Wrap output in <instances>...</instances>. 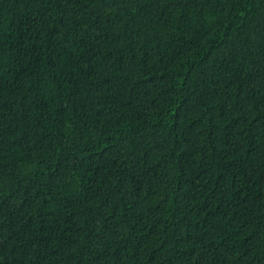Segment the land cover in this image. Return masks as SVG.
I'll return each instance as SVG.
<instances>
[{
    "label": "trees",
    "instance_id": "trees-1",
    "mask_svg": "<svg viewBox=\"0 0 264 264\" xmlns=\"http://www.w3.org/2000/svg\"><path fill=\"white\" fill-rule=\"evenodd\" d=\"M0 264H264V0H0Z\"/></svg>",
    "mask_w": 264,
    "mask_h": 264
}]
</instances>
